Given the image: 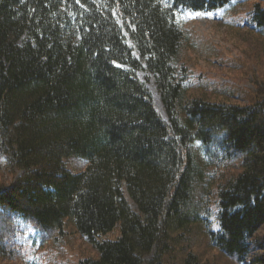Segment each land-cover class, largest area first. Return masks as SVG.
<instances>
[{
  "label": "trees",
  "instance_id": "trees-1",
  "mask_svg": "<svg viewBox=\"0 0 264 264\" xmlns=\"http://www.w3.org/2000/svg\"><path fill=\"white\" fill-rule=\"evenodd\" d=\"M237 1L0 0V264H264V79L198 96L174 64L182 14Z\"/></svg>",
  "mask_w": 264,
  "mask_h": 264
},
{
  "label": "rangeland",
  "instance_id": "rangeland-1",
  "mask_svg": "<svg viewBox=\"0 0 264 264\" xmlns=\"http://www.w3.org/2000/svg\"><path fill=\"white\" fill-rule=\"evenodd\" d=\"M161 3L166 8L170 5L169 0H161ZM246 9L247 5L240 0L215 12H209L210 15L209 13L197 15L198 12L194 11H185L182 14L186 38L174 64L178 77L193 95L205 93L213 98H221L214 95V91H223L224 84L253 89V80L264 79L260 78L261 74L264 75V40L250 32L248 26H244L247 18ZM138 75L147 83L158 110L167 119L155 77L149 75L147 79L145 70L138 71ZM202 88L204 92L200 91ZM66 164L73 172L83 171L87 166L84 159L78 156L67 158ZM0 176L9 178L3 159H0ZM132 207L135 208L134 205ZM31 234L35 233L31 231ZM30 245L29 252L33 256L39 246L32 248ZM82 245L88 248L84 243ZM199 246L201 254L205 258L209 257L211 251L206 242H200Z\"/></svg>",
  "mask_w": 264,
  "mask_h": 264
},
{
  "label": "snow or ice",
  "instance_id": "snow-or-ice-1",
  "mask_svg": "<svg viewBox=\"0 0 264 264\" xmlns=\"http://www.w3.org/2000/svg\"><path fill=\"white\" fill-rule=\"evenodd\" d=\"M197 15H200V13H197ZM209 15H210V13H209ZM113 63H115V61H113Z\"/></svg>",
  "mask_w": 264,
  "mask_h": 264
}]
</instances>
